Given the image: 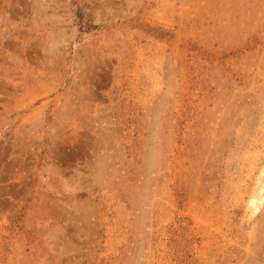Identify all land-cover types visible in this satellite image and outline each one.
Here are the masks:
<instances>
[{
	"label": "rangeland",
	"instance_id": "rangeland-1",
	"mask_svg": "<svg viewBox=\"0 0 264 264\" xmlns=\"http://www.w3.org/2000/svg\"><path fill=\"white\" fill-rule=\"evenodd\" d=\"M260 193L264 0H0V264H264Z\"/></svg>",
	"mask_w": 264,
	"mask_h": 264
},
{
	"label": "bare ground",
	"instance_id": "bare-ground-1",
	"mask_svg": "<svg viewBox=\"0 0 264 264\" xmlns=\"http://www.w3.org/2000/svg\"><path fill=\"white\" fill-rule=\"evenodd\" d=\"M259 181V180H258ZM260 190H262V188H260ZM259 190V191H260ZM264 195H263V193H260V195L259 196H255V195H253V196H251L250 197V199H249V201H248V203H249V207H250V213L251 214H254V213H256V212H260L261 213V218H260V220H261V222H262V224H263V226H264ZM263 206V207H262ZM262 208V209H261ZM262 210V211H261ZM260 222V223H261ZM202 224V223H201ZM259 225V224H258ZM262 225H261V227H260V229L263 231L264 230V227H263ZM209 227L211 228L212 227V224L211 223H209V224H205V221L203 222V229L205 230H207V232L209 231V235H210V231H211V229H209ZM258 232L259 230H256V225H255V227L254 226H252V228H251V232L249 233V236H250V238L249 239H255L256 237H255V232ZM261 231V232H262ZM260 232V233H261ZM254 235V236H253ZM262 235V234H261ZM253 236V237H252ZM262 237H264V236H262ZM262 239H264V238H262ZM259 241V240H258ZM263 242V241H262ZM261 242V243H262ZM249 243V242H248ZM247 244V243H246ZM254 244H257V243H254ZM248 245V244H247ZM258 245V244H257ZM259 246V245H258ZM251 246H247L246 248L244 247V249H245V251H251L252 250V248L253 247H251ZM260 247V246H259ZM238 248V247H237ZM243 249V250H244ZM232 250V249H231ZM230 250V251H231ZM235 250V249H234ZM257 251H258V249H256ZM240 251V250H239ZM253 251V250H252ZM257 251H253L257 256H256V258L258 257V252ZM252 252V253H253ZM233 253V252H232ZM244 253H246V252H244ZM248 253V252H247ZM251 253V252H250ZM233 255V254H232ZM246 255V254H245ZM244 255V256H245ZM247 256V255H246ZM245 256V257H246ZM225 257V256H224ZM231 258V257H230ZM241 258V257H240ZM248 258H250V257H248ZM255 258V259H256ZM243 259V258H242ZM251 259V258H250ZM225 262H226V260H225ZM237 262V261H236ZM240 262H243L242 260H240V259H238V263H240ZM245 263V262H244Z\"/></svg>",
	"mask_w": 264,
	"mask_h": 264
}]
</instances>
